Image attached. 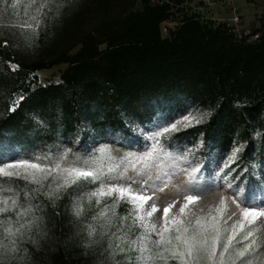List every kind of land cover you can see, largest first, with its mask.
Masks as SVG:
<instances>
[{
  "label": "trees",
  "instance_id": "16d2710c",
  "mask_svg": "<svg viewBox=\"0 0 264 264\" xmlns=\"http://www.w3.org/2000/svg\"><path fill=\"white\" fill-rule=\"evenodd\" d=\"M139 1L142 8L135 9ZM181 4L55 0L38 16L37 27L31 17L39 0L31 6L29 0H0V152L55 157L65 152L66 142H77V150L86 143L96 148L109 135L150 142L153 134L141 130L159 117L169 124L198 110L203 123L159 137L160 146H183L224 173L231 170L223 163L242 146L231 177L247 195L263 190L264 18L253 31L260 33L256 40L200 12H186L164 35L163 24ZM65 63L60 82H40L38 71ZM15 181V211L31 206L22 219L36 220L15 238L16 250L0 256V264H134L128 257L137 253L115 250L111 234L120 222L105 226L92 219L114 198L87 199L98 181L81 180L58 199L44 195L48 186L34 191L37 185ZM76 199L83 209L79 216ZM129 207L121 202L117 216L127 215ZM15 211L0 216L16 221ZM90 223L94 236L88 235ZM141 231L132 226L127 236L134 240Z\"/></svg>",
  "mask_w": 264,
  "mask_h": 264
},
{
  "label": "snow or ice",
  "instance_id": "6c2138e0",
  "mask_svg": "<svg viewBox=\"0 0 264 264\" xmlns=\"http://www.w3.org/2000/svg\"><path fill=\"white\" fill-rule=\"evenodd\" d=\"M55 0H39V6L36 7V15L31 19L35 21V26H39L38 16L45 11L51 10L49 4H54ZM37 0H29V6L36 5ZM15 7V4L13 5ZM27 27L33 28L32 24ZM18 66L13 65V70ZM24 99L23 96L10 107V111L14 112L19 106V102ZM204 122V115L198 110L195 114L189 113L184 115L182 119L176 120L168 127H164L161 132H156L150 138L156 142L151 144V150L147 151L139 160L149 161L153 159L154 155L160 149L159 137L165 136L168 133L181 132L188 127H193L196 124ZM242 150V146L232 150L230 156L227 157L223 163V167L234 171V165L238 158V153ZM67 150L59 157H30L21 158L19 154L9 157L5 160V153L0 152V177L18 178L28 181L30 184L37 185L34 191L42 190L44 182L51 178V183L48 185L47 191L44 195L52 199H58L62 192L67 191L69 187L78 184L79 181L84 180L88 183H95L100 181V186L93 192L87 194L89 201L96 200L99 202L105 197H114L111 204H105L101 207L93 221L103 222L105 226L112 225L114 220L120 223L116 228V232L111 234V238L115 241V250L122 253H137L135 256H129L134 264H168V261L176 260L179 264H200V261L206 260L207 264H252L251 257L256 254L260 244L256 239L242 247L243 241H249L250 237L254 236L252 230L245 232V225L255 224V222L264 217V201L259 203L253 202L250 195L246 192L248 189L242 190L239 184H232L229 182L228 187L234 192L232 197L233 202L240 208L242 219L236 221L231 228L227 227V220L221 221L227 212V197L220 200V205L216 209L218 215H212L211 209L207 216H198L194 222L184 219L185 210L188 209L189 204L198 201L200 194L204 191L210 190L207 186L198 195H187L186 202L180 207L179 214L171 215V210L175 207V202H169L163 208L162 223L158 226L156 223H151V218L159 211L156 203L153 200L155 189H152L146 179L140 181L143 192L134 191L132 184L137 181L129 178L130 183L127 186L119 184H105L103 183L106 174L102 169L85 170L83 168L75 167L69 164L64 166L67 162ZM38 162H31V161ZM52 163L49 164L48 161ZM12 161V162H9ZM87 163V162H85ZM113 169H109V172ZM231 171L226 175H231ZM239 179V177H237ZM244 183V181H240ZM163 190V189H160ZM192 191H195L193 188ZM152 192V195L148 193ZM27 195V194H26ZM149 201H153L149 203ZM241 201L247 204L246 207H241ZM121 202L130 205L128 213L125 216H117L116 209ZM18 208L16 198L0 199V214L15 211ZM33 211L32 207L20 208L15 211L17 217L13 221L11 217L0 216V256L6 254L7 251H15V238L23 234L33 227L36 218L32 220H23ZM82 207H77L75 214L77 216L82 214ZM235 215V213H233ZM228 219H231L229 216ZM132 226H137L142 231L136 239H129L127 232ZM88 235L94 236L96 234V227L90 223L87 225ZM244 233L239 240L237 236ZM153 235L156 237L153 239ZM8 241L12 247L9 249Z\"/></svg>",
  "mask_w": 264,
  "mask_h": 264
},
{
  "label": "rangeland",
  "instance_id": "374dc122",
  "mask_svg": "<svg viewBox=\"0 0 264 264\" xmlns=\"http://www.w3.org/2000/svg\"><path fill=\"white\" fill-rule=\"evenodd\" d=\"M223 1L225 0H182V4L174 8L173 19L163 24V32H165L164 27H167V31L170 27L176 28L186 12H200L209 18H216L215 20L219 22L230 23L233 13L230 11L229 6L223 4ZM231 6L236 7L242 16V30L255 31L258 28H262L264 0H231ZM141 8L142 4L139 1L135 9ZM218 14H224L230 19L219 17ZM164 35L166 34L164 33ZM104 47L105 45L102 46V48ZM68 66V63L61 64L50 69L40 70L36 74L42 84L57 83L61 81V76ZM170 124H167L163 117H159L154 123L142 129L141 134L146 136L147 133L161 132L164 127H168ZM155 142L154 140L150 142L142 141L137 136L109 135L108 139L98 144L96 148H93L92 143H86L80 145L79 150H77L74 145L78 143L69 141L65 143V152L69 149L71 151L68 153L67 162L64 166L67 167L71 164L85 170L102 169L106 174V178L103 180L105 184L127 186L130 183L129 178H132L137 181L132 184L133 190L137 192L144 191L140 181L146 179L148 185L155 189L153 200L159 208V211L154 214L150 222L156 223L158 226L162 223L163 208L169 202H175L171 215H177L180 207L186 202V196L190 194L198 195L206 186L210 190L204 191L203 194H200L198 201L189 204L188 209L185 210L184 219L194 222L198 216H207L210 209L212 210V215H218L216 209L219 207L220 200L223 197L228 199L226 201L227 212L221 224L223 225V221L227 220L226 226L231 228L236 221L242 219L240 208L237 207V204L232 199L234 192L228 187L229 182L234 185L238 184L231 175H226L227 173H224V171H219L216 164L207 167L205 162L188 154L186 149L178 144L160 146L161 150L154 155L153 159L149 161L139 160L138 158L151 150V144ZM87 148H91V150L87 151ZM1 152L6 154L5 160L17 154L21 158L47 156L41 153L26 154L20 150L10 148ZM31 162L38 161L33 160ZM48 163L51 164L52 161L49 160ZM109 169H113V171L109 172ZM17 179L0 177V199L16 198L18 200V191L15 184ZM49 183H51V178L44 182V186H48ZM99 186L100 181L92 190L95 191ZM239 186L243 190L240 184ZM193 188L195 191H192ZM92 190L90 192H93ZM148 194L152 195V192ZM249 195L255 203L264 201V189ZM152 202L149 201V203ZM79 203V199H76L75 206L79 207ZM246 206L248 205L241 201V207ZM229 216L231 219H228ZM248 230H252L254 236L250 237L249 241H243L238 247L249 243L251 239H256L260 247L257 249L256 254L251 257L252 264H264V217L259 218L255 224L248 225L246 223L245 232ZM243 234L240 233L237 236V240ZM200 264H207V261L202 259ZM237 264H239V261H237Z\"/></svg>",
  "mask_w": 264,
  "mask_h": 264
},
{
  "label": "built area",
  "instance_id": "2783aa9c",
  "mask_svg": "<svg viewBox=\"0 0 264 264\" xmlns=\"http://www.w3.org/2000/svg\"><path fill=\"white\" fill-rule=\"evenodd\" d=\"M154 2H163L164 0H153ZM223 4L225 6H229L230 11L233 13V17L231 19V22L228 23L229 26L233 27V30L240 35L241 38L243 37H249V40H256L259 38L260 33L253 32L250 30H242L241 29V23H242V16L238 12V9L234 6H231V0H225L223 1ZM165 34H167V27H164Z\"/></svg>",
  "mask_w": 264,
  "mask_h": 264
},
{
  "label": "crops",
  "instance_id": "0c3cea01",
  "mask_svg": "<svg viewBox=\"0 0 264 264\" xmlns=\"http://www.w3.org/2000/svg\"><path fill=\"white\" fill-rule=\"evenodd\" d=\"M218 16L219 17H224V18H226V19H230V17H227V16H225L224 14L222 15V14H218ZM216 19V18H215ZM258 28V27H257Z\"/></svg>",
  "mask_w": 264,
  "mask_h": 264
}]
</instances>
